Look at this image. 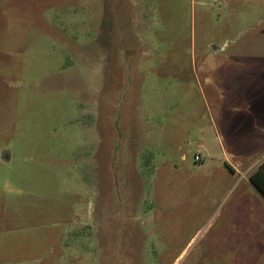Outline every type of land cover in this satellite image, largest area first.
<instances>
[{
    "label": "rangeland",
    "instance_id": "obj_1",
    "mask_svg": "<svg viewBox=\"0 0 264 264\" xmlns=\"http://www.w3.org/2000/svg\"><path fill=\"white\" fill-rule=\"evenodd\" d=\"M262 31L264 0H0V264H264V70L227 58Z\"/></svg>",
    "mask_w": 264,
    "mask_h": 264
},
{
    "label": "crops",
    "instance_id": "obj_2",
    "mask_svg": "<svg viewBox=\"0 0 264 264\" xmlns=\"http://www.w3.org/2000/svg\"><path fill=\"white\" fill-rule=\"evenodd\" d=\"M241 50L236 52V54L232 53L227 57L228 60H236V69L244 71L259 70V72L264 70V31H262L261 34L254 35L250 37L249 40H246L241 45ZM251 63H253V65ZM245 66L248 68L246 69ZM260 119H264V114L260 116ZM261 127L259 130L260 136L258 135L252 139L238 138L239 143H236L237 149H235L234 153L236 159L239 161L238 168L240 169L242 167L249 168L251 164L257 162L258 159H261L258 166L248 176V183H250L260 196L264 198V195L250 182V176L264 163V122ZM230 168L234 172L233 167ZM261 180L264 183V176H261Z\"/></svg>",
    "mask_w": 264,
    "mask_h": 264
},
{
    "label": "trees",
    "instance_id": "obj_3",
    "mask_svg": "<svg viewBox=\"0 0 264 264\" xmlns=\"http://www.w3.org/2000/svg\"><path fill=\"white\" fill-rule=\"evenodd\" d=\"M261 176H264V163L250 176V182L264 195V183L261 180Z\"/></svg>",
    "mask_w": 264,
    "mask_h": 264
},
{
    "label": "built area",
    "instance_id": "obj_4",
    "mask_svg": "<svg viewBox=\"0 0 264 264\" xmlns=\"http://www.w3.org/2000/svg\"><path fill=\"white\" fill-rule=\"evenodd\" d=\"M195 160H196V161H200V160H201V156H200V155H196V156H195Z\"/></svg>",
    "mask_w": 264,
    "mask_h": 264
}]
</instances>
